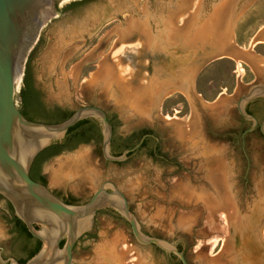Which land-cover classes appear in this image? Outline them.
I'll return each instance as SVG.
<instances>
[{"label": "rangeland", "instance_id": "obj_1", "mask_svg": "<svg viewBox=\"0 0 264 264\" xmlns=\"http://www.w3.org/2000/svg\"><path fill=\"white\" fill-rule=\"evenodd\" d=\"M57 2L62 12L79 4L35 29L34 88L49 106L105 110L117 138L153 130L160 150L156 158L143 149L112 163L92 140L46 161L45 186L82 206L113 182L140 230L176 244L189 264H264V136L242 138L248 125L237 107L252 87L264 86V0ZM12 217L0 197L4 260L28 254L18 251L22 234ZM231 225L246 228L245 239ZM72 264L177 260L139 245L108 208L80 236Z\"/></svg>", "mask_w": 264, "mask_h": 264}, {"label": "water", "instance_id": "obj_2", "mask_svg": "<svg viewBox=\"0 0 264 264\" xmlns=\"http://www.w3.org/2000/svg\"><path fill=\"white\" fill-rule=\"evenodd\" d=\"M46 11L48 15L44 14ZM65 15L57 9L56 0H0V196L11 204L15 215L29 233L42 243L40 251L25 264H72L80 236L92 228L98 213L108 208L117 211L127 221L139 245L156 246L165 254L176 256L181 264H189L176 244L167 239L147 236L140 230L126 195L113 182L102 183L86 204L76 206L65 203L30 176L37 156L53 144L62 143L70 128L86 119L99 122L103 157L108 162L126 161L128 155L137 151L145 139L121 156L114 157L111 155L114 130L105 110L85 106L62 123L47 124L26 119L17 107V80L25 70L29 58L27 52L34 48L35 29L43 28L48 20ZM257 98H264L262 85L252 87L237 106L238 113L255 125L257 120L244 109ZM255 125L247 132H252ZM261 133L264 136V121ZM37 226H42V230H37ZM231 227L233 235L245 239L246 228ZM3 251L1 248L2 264H21L13 257L4 260Z\"/></svg>", "mask_w": 264, "mask_h": 264}, {"label": "trees", "instance_id": "obj_3", "mask_svg": "<svg viewBox=\"0 0 264 264\" xmlns=\"http://www.w3.org/2000/svg\"><path fill=\"white\" fill-rule=\"evenodd\" d=\"M74 4L69 5L65 9L73 8L74 6H76V4L79 3H74ZM36 50L37 48L33 50L26 64L25 76L23 80L24 86L20 92V99H21L20 110L22 114L26 117V119L30 121L42 122L47 124H59L69 119L73 114V112H69L57 106H53L52 109L47 110L46 107L43 106L42 102L40 101V92L34 88V84L32 82V73H31L32 56ZM108 119L114 130L115 138L112 141V148H113V155L115 157L121 156L125 150L134 148L138 144V140L141 138V136L148 132L146 130L141 131L139 133L140 135L137 141L134 140L133 138L125 140L123 148H120L119 145L116 144L117 137H116V130H115L116 126L114 120L111 117H109ZM100 132L101 131L99 125L97 124V122H95L92 119H86L78 122L76 125L70 128V130L66 135V138L62 143L53 144L51 147L47 148L37 156L31 168V172H30L31 178L36 182L41 181L46 184L45 178L41 175V171H40V168L46 161L52 159L55 156L60 155L65 151H72L81 144L90 143L92 140H96L97 142L101 143L102 135ZM146 143L147 140H145V142L137 151L130 153L128 157L139 152L142 148L146 146ZM67 204H72V203H67ZM9 205L11 208V212L13 214L12 223L19 224L21 230L20 233L22 235L19 236V240L27 242L28 240L33 239L34 237L29 233L25 224L15 215L13 207L11 206L10 203ZM37 243L38 245L36 249L30 254L29 258L26 261H21L20 262L21 264H25L28 260H30L40 251L42 247V243L40 241H37ZM63 245L64 244L62 243L61 246L63 247ZM13 253L16 254V252ZM171 256L177 260V264H181V262L176 258V256L174 255Z\"/></svg>", "mask_w": 264, "mask_h": 264}, {"label": "flooded vegetation", "instance_id": "obj_4", "mask_svg": "<svg viewBox=\"0 0 264 264\" xmlns=\"http://www.w3.org/2000/svg\"><path fill=\"white\" fill-rule=\"evenodd\" d=\"M56 3H58L57 0H56ZM70 9H73V8H70ZM70 9H65L64 13H66L67 10H70ZM40 101L42 102L43 106L46 107L47 110L52 109L53 106H49L45 102L44 97H43V94H41V93H40ZM244 110H245V112L247 114L253 116L257 120V124L255 125V123L253 121H248L243 116H241L239 114V119L241 120V122L246 123L248 125V128L245 130L244 133H246L254 125H255L254 130L252 132H250V133H254L256 131H259L261 133V124L264 121V98H257L255 100H252L251 102H249L246 105V107H245ZM107 115H108V118H109L110 115L108 113H107ZM145 130L148 131V132L146 134L142 135L139 140H138V137H139L140 134H138L136 137H132V138L134 140H136V141L138 140V143H139L145 137L144 142H145V140H147V143H146V146L144 148H142L141 150L147 149L150 152V154L154 158H156L158 156L159 150H160L159 149L160 139H159V137H157L156 133L153 130H150V129H145ZM250 133L247 132V134L244 137L242 136V138L245 139ZM261 135H262V133H261ZM114 138L115 137L113 135V139ZM113 139H112V141H113ZM116 140H117L116 141V144H118L120 148H123V145L125 143V140H128V139L117 138ZM87 144H89V143H87ZM81 145H84V144H81ZM111 155L114 156L113 155L112 143H111ZM40 171H41V175L43 176V174H42V167L40 168ZM38 182L41 183V184H43V185H46L45 183H43L41 181H38ZM55 195L58 196L61 200H63L65 203H71L68 200H66V199L62 198L61 196H59L58 194L55 193ZM37 241H39V240H37L35 238H33L31 240H28L27 242H25V241H19V244H17L18 247H19V250L18 251L20 253H28V254L25 257H21L17 252H16V254H14L12 252L11 255H10V257H13V258L17 259L19 262L26 261L29 258L30 254L36 249V247L38 245ZM4 255L5 254L3 252L2 253V256H4ZM7 258L8 257H5V259H7Z\"/></svg>", "mask_w": 264, "mask_h": 264}, {"label": "bare ground", "instance_id": "obj_5", "mask_svg": "<svg viewBox=\"0 0 264 264\" xmlns=\"http://www.w3.org/2000/svg\"><path fill=\"white\" fill-rule=\"evenodd\" d=\"M44 14H45V15H48L49 12L46 11ZM215 22H216V21H215ZM216 23H217V22H216ZM218 24H219V23H218ZM218 24H217V26H219ZM211 26H212V25H211ZM211 28H212V27H211ZM215 29H217V27H216ZM22 71H23V70H22ZM22 76H23V74H21L20 77H19L18 80H17V86H18L17 89H18V90L21 89V80H22ZM187 89H188V88H186V86H185V87H182L181 90H183L184 92L188 93ZM179 90H180V88H179ZM181 90H180V91H181ZM171 91H172V90H171ZM181 92H182V91H181ZM247 232H248V231H246V233H244V236H245V237H246V234H248Z\"/></svg>", "mask_w": 264, "mask_h": 264}]
</instances>
